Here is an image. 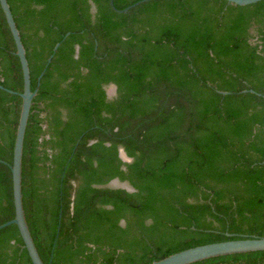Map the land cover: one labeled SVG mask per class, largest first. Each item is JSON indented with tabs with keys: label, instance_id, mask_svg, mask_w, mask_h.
Masks as SVG:
<instances>
[{
	"label": "trees",
	"instance_id": "1",
	"mask_svg": "<svg viewBox=\"0 0 264 264\" xmlns=\"http://www.w3.org/2000/svg\"><path fill=\"white\" fill-rule=\"evenodd\" d=\"M8 3L38 90L22 194L45 264H152L264 237V0H152L126 14L110 0ZM15 52L0 6V85L16 92L0 89V225L14 219ZM0 264H32L15 225L0 230ZM194 264H264V251Z\"/></svg>",
	"mask_w": 264,
	"mask_h": 264
},
{
	"label": "water",
	"instance_id": "2",
	"mask_svg": "<svg viewBox=\"0 0 264 264\" xmlns=\"http://www.w3.org/2000/svg\"><path fill=\"white\" fill-rule=\"evenodd\" d=\"M149 1L152 0H141L122 10H119L115 7L114 0H110V5L116 13L126 14L129 11H131L133 8ZM221 1H225L227 4H233L237 6H249L261 2L263 0H221ZM0 6L5 16L10 33L12 35L16 48L15 54L19 58L22 69V75H23V92L19 94L22 99V106H21V112H20L19 122L16 131L12 164L9 165L11 171V177H12L14 219L4 224H1L0 230L8 226L15 225L18 228L20 237L24 244V248L26 249L32 264H45L39 255V252L35 245L34 239L32 237L26 219V214L23 205V194H22V166H23L24 143H25L28 121L31 113V108L33 105V100L36 97L38 90L37 89L34 91L32 90L30 68L26 56V49L23 45L21 34L15 22V18L11 11L8 0H0ZM59 46L60 44H57L55 46L53 50L54 53L57 51ZM52 58L53 56H51L48 59L46 67L51 62ZM45 70L38 78V84H37L38 86L40 85V81L45 73ZM111 86L113 87L116 95L117 87L115 85H111ZM0 89L5 90L10 94H16V92L8 90L2 85H0ZM124 157L129 159L125 154V152L123 151V149H121L120 158L123 161H124L123 159ZM0 163H5V162L0 160ZM113 182L120 183L122 186L121 189H124L127 192L130 193L135 192V189L128 182H120L117 179L112 181L111 183ZM60 218H61V214H60ZM55 246H56V241L53 244L52 255ZM259 251H264V237L253 236V237H246L237 240H228L218 243H211V244L197 246L194 248H190L175 253L162 260L154 261L152 264H194L211 258L233 255V254L259 252Z\"/></svg>",
	"mask_w": 264,
	"mask_h": 264
},
{
	"label": "rangeland",
	"instance_id": "3",
	"mask_svg": "<svg viewBox=\"0 0 264 264\" xmlns=\"http://www.w3.org/2000/svg\"><path fill=\"white\" fill-rule=\"evenodd\" d=\"M107 94L111 98L113 96H115V91H114V89H113V87L111 85L107 88ZM123 159H124L125 162H130V160L127 159V158H125V157ZM109 186L112 187V188H121L122 187L121 184L120 183H117V182H113Z\"/></svg>",
	"mask_w": 264,
	"mask_h": 264
},
{
	"label": "flooded vegetation",
	"instance_id": "4",
	"mask_svg": "<svg viewBox=\"0 0 264 264\" xmlns=\"http://www.w3.org/2000/svg\"><path fill=\"white\" fill-rule=\"evenodd\" d=\"M109 96V95H108ZM114 97V96H113ZM111 98V97H110Z\"/></svg>",
	"mask_w": 264,
	"mask_h": 264
}]
</instances>
